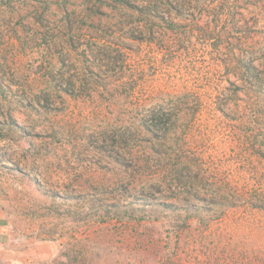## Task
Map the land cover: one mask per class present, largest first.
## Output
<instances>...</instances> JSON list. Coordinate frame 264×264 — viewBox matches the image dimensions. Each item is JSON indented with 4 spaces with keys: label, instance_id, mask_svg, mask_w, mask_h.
I'll return each instance as SVG.
<instances>
[{
    "label": "rangeland",
    "instance_id": "374dc122",
    "mask_svg": "<svg viewBox=\"0 0 264 264\" xmlns=\"http://www.w3.org/2000/svg\"><path fill=\"white\" fill-rule=\"evenodd\" d=\"M223 1L221 19L213 0H0L9 264H67L99 201L264 199V0ZM233 214L264 244V208ZM168 236L144 263L101 239L94 264H159Z\"/></svg>",
    "mask_w": 264,
    "mask_h": 264
},
{
    "label": "trees",
    "instance_id": "16d2710c",
    "mask_svg": "<svg viewBox=\"0 0 264 264\" xmlns=\"http://www.w3.org/2000/svg\"><path fill=\"white\" fill-rule=\"evenodd\" d=\"M212 8L219 18L227 17L223 0H213ZM190 174V171L186 173V177ZM187 186L186 192L192 194L194 186ZM220 189L215 188V197L197 196L195 200L176 197L178 202L162 201L143 193L138 199L123 203L99 201L82 217L83 233L92 234L85 239L76 238L74 234L75 240L67 243L61 255L67 259V264H86L87 261V264H94L97 242L102 239L113 243L114 239L121 243L114 242L119 252L124 247L132 252L133 258L141 254L143 258L139 262L144 263L149 245L158 247V244L169 242L171 234L176 238L174 247L164 258L157 256L159 264H264V244H260L251 232L241 231L250 225V219L235 218L233 214L246 202L254 208H264V199L247 201L236 191L220 197ZM176 190L181 192L180 186ZM78 198L71 196L69 200L76 202ZM114 259L113 264H123L119 254ZM111 260L110 256L106 259L107 262ZM149 263L156 264L150 259Z\"/></svg>",
    "mask_w": 264,
    "mask_h": 264
},
{
    "label": "crops",
    "instance_id": "0c3cea01",
    "mask_svg": "<svg viewBox=\"0 0 264 264\" xmlns=\"http://www.w3.org/2000/svg\"><path fill=\"white\" fill-rule=\"evenodd\" d=\"M13 254V235L9 223L0 215V264H9Z\"/></svg>",
    "mask_w": 264,
    "mask_h": 264
}]
</instances>
